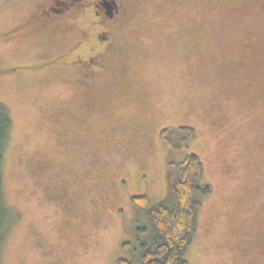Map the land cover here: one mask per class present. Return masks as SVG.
Segmentation results:
<instances>
[{"label": "rangeland", "instance_id": "rangeland-1", "mask_svg": "<svg viewBox=\"0 0 264 264\" xmlns=\"http://www.w3.org/2000/svg\"><path fill=\"white\" fill-rule=\"evenodd\" d=\"M54 1L0 0V101L11 120L0 264L132 259L151 229L132 197L146 195L148 209L166 201L169 162L190 154L211 193L198 195L188 264H264V0H139L112 31L122 56L90 88L58 63L74 43L91 55L111 19L81 9L95 0L43 18ZM108 91L116 95L107 110L84 106ZM183 127L195 135L172 153L161 132L180 139Z\"/></svg>", "mask_w": 264, "mask_h": 264}, {"label": "trees", "instance_id": "trees-1", "mask_svg": "<svg viewBox=\"0 0 264 264\" xmlns=\"http://www.w3.org/2000/svg\"><path fill=\"white\" fill-rule=\"evenodd\" d=\"M11 120L7 108L0 101V244L6 228L11 222V213L3 199L1 166L3 150L10 129ZM183 136L178 139L167 129L162 130L161 139L170 152L186 150L195 135L191 127H183ZM169 197L151 208L146 195L132 197V202L146 211L151 229L148 237L140 241L132 259L121 258L117 264H188L185 254L196 234L198 213L201 207L199 194L211 193L209 186H202L200 180L204 169L200 157L190 154L181 163L169 162ZM146 232V229H141ZM130 249V243H124Z\"/></svg>", "mask_w": 264, "mask_h": 264}, {"label": "flooded vegetation", "instance_id": "flooded-vegetation-1", "mask_svg": "<svg viewBox=\"0 0 264 264\" xmlns=\"http://www.w3.org/2000/svg\"><path fill=\"white\" fill-rule=\"evenodd\" d=\"M83 0H55L54 2L45 5L41 9V16L44 18L46 16L52 17L54 15H59L62 14L63 12H66L67 10H79L78 5L82 2ZM139 0H95L93 3V6H88L84 4V7L81 8L83 9H91L94 7L96 11V16L97 18L102 15L101 11L105 12V14L109 15V19H111V22L106 25L108 29L106 28L105 31L99 32L96 35V40L97 44L93 45V53L91 55H84V53H81L80 51L82 50L81 44L77 47L76 43L73 44V47L69 49L70 51H73V55L70 57H64L63 62L58 65L61 67L62 71H67L73 70V72H82L84 73V80H79V85L83 86V88H88V84H92V86L95 84V82L101 81V77L103 74H105V69L107 68L104 66V63L108 62H113L117 57H119L123 52H124V47L120 44L117 43V36L112 33L116 25H122L124 22H119L122 18H126L129 15L130 9L138 4ZM100 24V21H94V24ZM103 27V26H100ZM104 28V27H103ZM97 29V28H96ZM55 35L61 37V38H69L67 36V30H62L58 29L53 32ZM86 43L90 46L88 41L90 38L88 37L85 39ZM102 44V51H99L97 49L96 45ZM252 46V48H254ZM257 48L251 49L254 50V53L261 54L262 49L260 46H256ZM255 49H258L255 51ZM63 55V54H61ZM66 56V55H65ZM122 56V55H121ZM252 56H254L252 54ZM58 57V56H56ZM120 75L123 74V70L120 69L118 72ZM85 85V86H84ZM91 86V88H92ZM90 88V87H89ZM114 92L108 91L106 94L105 102H89V104H84L88 111L94 110V111H103L107 110L108 107L110 106V102H112V97H115L113 94ZM114 95V96H113ZM92 99V98H91ZM114 99V98H113ZM112 100V101H111ZM135 133L138 139H142V137L146 136L147 129L143 126L134 128Z\"/></svg>", "mask_w": 264, "mask_h": 264}]
</instances>
